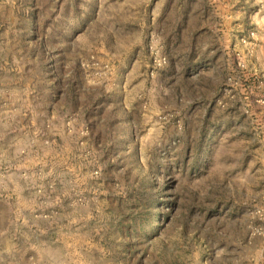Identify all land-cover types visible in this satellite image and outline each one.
Segmentation results:
<instances>
[{
  "label": "rangeland",
  "instance_id": "1",
  "mask_svg": "<svg viewBox=\"0 0 264 264\" xmlns=\"http://www.w3.org/2000/svg\"><path fill=\"white\" fill-rule=\"evenodd\" d=\"M122 1L0 0V264H264V0Z\"/></svg>",
  "mask_w": 264,
  "mask_h": 264
},
{
  "label": "crops",
  "instance_id": "2",
  "mask_svg": "<svg viewBox=\"0 0 264 264\" xmlns=\"http://www.w3.org/2000/svg\"><path fill=\"white\" fill-rule=\"evenodd\" d=\"M122 3H127V12L132 10L145 25L151 26L160 43L183 45L185 57L204 44L200 39L202 34L219 29V23L211 24L204 4L192 0H123Z\"/></svg>",
  "mask_w": 264,
  "mask_h": 264
}]
</instances>
